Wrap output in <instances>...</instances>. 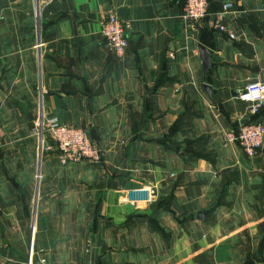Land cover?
Returning a JSON list of instances; mask_svg holds the SVG:
<instances>
[{"label": "crops", "instance_id": "crops-1", "mask_svg": "<svg viewBox=\"0 0 264 264\" xmlns=\"http://www.w3.org/2000/svg\"><path fill=\"white\" fill-rule=\"evenodd\" d=\"M45 2L36 18L32 0H0V264H27L30 248L39 264H264V136L253 155L230 141L264 127L237 98L264 82V0H210L195 27L184 0ZM226 3L233 39L211 27ZM110 13L123 55L100 35ZM186 105L196 116L170 133ZM40 112L86 131L99 160L62 164L35 134Z\"/></svg>", "mask_w": 264, "mask_h": 264}, {"label": "built area", "instance_id": "built-area-1", "mask_svg": "<svg viewBox=\"0 0 264 264\" xmlns=\"http://www.w3.org/2000/svg\"><path fill=\"white\" fill-rule=\"evenodd\" d=\"M32 1L35 5L37 18L46 2L45 0ZM231 7V3L222 5L221 11L214 14L211 27L220 33L226 34L228 38L233 39V33L223 24V15ZM208 8L209 0H184L182 17L195 27V24L203 22L209 16ZM125 29V24L113 13H110L101 25L100 35L106 47L117 55H123L128 48ZM39 33L38 27L36 49H40L42 46ZM237 98L249 105V117L256 116L260 110L264 109V82L259 80L248 82L244 89L238 92ZM45 133L55 143V151L60 162L64 165L70 163L76 164L84 160L98 161L100 158L98 150L94 147L92 139L86 131L64 125L54 116L43 118L42 112H40L35 126V134L42 142ZM263 136L264 127L259 123L249 122L236 135L230 136V141L238 144L246 155H253L261 149ZM135 193L132 194L134 201H144L150 198L146 190H136ZM32 229L34 230V226H32ZM31 261L30 248L27 264H31Z\"/></svg>", "mask_w": 264, "mask_h": 264}, {"label": "water", "instance_id": "water-1", "mask_svg": "<svg viewBox=\"0 0 264 264\" xmlns=\"http://www.w3.org/2000/svg\"><path fill=\"white\" fill-rule=\"evenodd\" d=\"M206 19L208 20V18H206ZM197 50L199 53V58H200L201 63H202V78H203L202 88L207 95H209V96L214 95L215 92L212 90V88L206 82L208 72L214 68V64L211 63L212 51L209 50L208 48L204 47L201 44H198ZM206 214H208V211L198 212L197 213V219L203 220L204 216ZM31 264H39V263L36 260H32ZM91 264H94V263L92 262Z\"/></svg>", "mask_w": 264, "mask_h": 264}, {"label": "trees", "instance_id": "trees-1", "mask_svg": "<svg viewBox=\"0 0 264 264\" xmlns=\"http://www.w3.org/2000/svg\"><path fill=\"white\" fill-rule=\"evenodd\" d=\"M210 2V0H209ZM163 84V82L158 81L156 83V87ZM146 116L148 118H152L153 113L151 108L146 107ZM196 114L192 112L190 106L186 105V109L183 111V113L181 114L180 118L177 120V122L172 126V128L170 129V133L171 132H176V131H180L182 130L186 125H187V120L191 117H195ZM255 117V116H254ZM253 119V117H252ZM91 138V137H90ZM205 145V142L203 143V146ZM177 146V145H175ZM178 147H175V150H178ZM198 156H204V158H206L208 161L212 162L213 158H214V154L210 151L206 152V153H199L197 154Z\"/></svg>", "mask_w": 264, "mask_h": 264}]
</instances>
